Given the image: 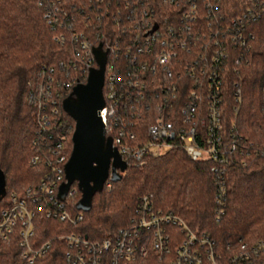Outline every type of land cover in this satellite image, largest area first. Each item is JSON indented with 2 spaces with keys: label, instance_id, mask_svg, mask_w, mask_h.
Masks as SVG:
<instances>
[{
  "label": "built area",
  "instance_id": "obj_1",
  "mask_svg": "<svg viewBox=\"0 0 264 264\" xmlns=\"http://www.w3.org/2000/svg\"><path fill=\"white\" fill-rule=\"evenodd\" d=\"M53 40L68 52L55 67H43L38 100L39 127L31 162L45 172L0 207V239L18 238L21 258L33 263L66 244L65 264H134L150 250L172 253L171 264H264V236L227 251L205 232L193 230L172 211L156 209L151 195L140 198L127 227L93 240L76 232L37 243L39 219L76 225L78 193L64 198L65 165L73 133L63 101L97 68L94 49L106 53L99 111L105 136L126 164L142 166L173 148L192 160H213L216 216L225 210L227 167L241 150L226 122L230 76L241 52L255 38L252 25L264 14V0H38ZM238 101L237 85L230 93ZM104 186L109 187V178Z\"/></svg>",
  "mask_w": 264,
  "mask_h": 264
},
{
  "label": "trees",
  "instance_id": "obj_2",
  "mask_svg": "<svg viewBox=\"0 0 264 264\" xmlns=\"http://www.w3.org/2000/svg\"><path fill=\"white\" fill-rule=\"evenodd\" d=\"M38 0H0V169L4 195L22 193L42 178L45 169L31 162L32 141L39 127L38 100L43 67H55L69 51L53 40ZM254 40L241 52L237 73L229 79L226 122L234 127L241 150L232 154L227 167V201L224 213L216 216L213 160H192L182 149L173 148L149 157L142 166L128 164L94 194L90 208L73 211L83 219L76 225L57 219H39L37 243L62 233L76 232L93 240L113 237L127 227L140 198L151 195L156 209L172 211L197 232H205L217 249L227 251L241 241L264 236V14L251 26ZM237 85L240 97L230 94ZM74 128V120L62 108ZM71 153V136L68 142ZM72 187L77 188L74 182ZM78 189V188H77ZM67 247L53 240L48 253L31 264H65ZM18 238L0 239V264H30L21 258ZM173 254L150 250L134 264H171Z\"/></svg>",
  "mask_w": 264,
  "mask_h": 264
},
{
  "label": "water",
  "instance_id": "obj_3",
  "mask_svg": "<svg viewBox=\"0 0 264 264\" xmlns=\"http://www.w3.org/2000/svg\"><path fill=\"white\" fill-rule=\"evenodd\" d=\"M97 68L91 69L86 83L76 85L63 101V109L74 120L71 135L72 149L65 165L66 182L59 195L64 198L76 182L81 193L77 207L90 208L95 193L100 192L106 180L125 171L127 164L105 136L99 111L104 106L102 86L106 53L94 49ZM4 195V175L0 169V198Z\"/></svg>",
  "mask_w": 264,
  "mask_h": 264
}]
</instances>
